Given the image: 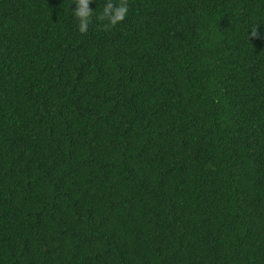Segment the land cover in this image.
Instances as JSON below:
<instances>
[{
  "label": "trees",
  "instance_id": "16d2710c",
  "mask_svg": "<svg viewBox=\"0 0 264 264\" xmlns=\"http://www.w3.org/2000/svg\"><path fill=\"white\" fill-rule=\"evenodd\" d=\"M127 2L0 0V264H264V0Z\"/></svg>",
  "mask_w": 264,
  "mask_h": 264
},
{
  "label": "clouds",
  "instance_id": "9594fccd",
  "mask_svg": "<svg viewBox=\"0 0 264 264\" xmlns=\"http://www.w3.org/2000/svg\"><path fill=\"white\" fill-rule=\"evenodd\" d=\"M89 2L90 0H74L75 7L69 5L70 13L77 22V30L82 34L88 32L93 19L101 23L103 27L111 28L122 22L128 15L127 0H105L98 13L88 7ZM251 36L256 37V32L251 33Z\"/></svg>",
  "mask_w": 264,
  "mask_h": 264
}]
</instances>
